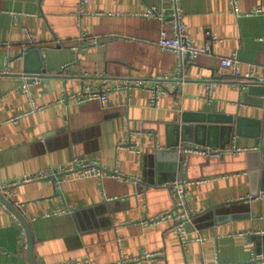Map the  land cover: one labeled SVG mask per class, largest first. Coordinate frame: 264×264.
I'll list each match as a JSON object with an SVG mask.
<instances>
[{
  "label": "crops",
  "instance_id": "crops-1",
  "mask_svg": "<svg viewBox=\"0 0 264 264\" xmlns=\"http://www.w3.org/2000/svg\"><path fill=\"white\" fill-rule=\"evenodd\" d=\"M179 1L199 47L207 29L219 39L184 69V85L153 106L142 87L115 90L105 104L68 97L103 77L174 76L176 55L158 45L172 23L146 16L165 12L170 0H0V184L73 159L103 169L62 177L59 187H14L37 264H264V96L246 101L232 82L209 85L221 58L236 52L243 76L264 75V0H237L238 11L232 0ZM30 37L41 58L33 55L27 70L43 61L46 73L25 94ZM175 145L178 161L168 156ZM186 145L201 151L183 155ZM178 179L191 182V236L203 241L184 244L171 219L144 223L176 210L169 185ZM11 212L0 207V264H30L25 228Z\"/></svg>",
  "mask_w": 264,
  "mask_h": 264
},
{
  "label": "built area",
  "instance_id": "built-area-1",
  "mask_svg": "<svg viewBox=\"0 0 264 264\" xmlns=\"http://www.w3.org/2000/svg\"><path fill=\"white\" fill-rule=\"evenodd\" d=\"M89 0H83V2H88ZM170 6L166 9L165 12H157L155 8H150L146 16L154 17L162 20L163 22H171L173 26V34L168 35L166 31L161 33V38L158 41V45L163 50H169L174 53L177 57L176 64V73L174 76H158L157 78H149L148 80L142 79H125V78H109L103 77L101 78V83L88 84L84 86L83 93L80 95H72L69 96V99H73L78 102L82 101H90V100H99L102 104L108 102L109 95L115 90L120 89H132V87H142L144 89H150L152 92V97L150 99L151 105H157L161 94H166L170 92L172 88L176 86H183L185 83V75L184 69L189 65L195 63L202 53H212L211 48L213 43L217 42L219 39L218 35H215L211 30L207 29L205 31L206 42L203 46H198L196 41L188 35L187 26L182 19V8L179 0H170ZM234 4V8L238 11L237 0H232ZM261 12V10H258ZM81 41L84 40V36H82ZM263 39V38H262ZM88 42V46H93L100 43L99 38H91L88 37L86 40ZM39 41L30 37L27 43L23 46V52L26 53L27 50L32 46L39 45ZM217 73L215 75L214 80H212L209 85H216L220 82H232L235 86H239L242 89L245 88L244 83L259 81L264 83V75L263 76H252L250 74L242 75L240 69V59L239 55L236 52L231 57H223L220 60L219 67L217 69ZM4 75H9L10 70L9 66L6 65L3 70ZM32 80L25 79V82L20 88V92L25 94H30V86ZM33 110H40L37 107H33ZM120 149H129L134 152L136 150L135 146H132L128 143H123L119 146ZM201 151L199 148H186V150L182 151L183 155H186L188 151ZM102 167L99 165L97 160H88V159H73V161L65 166L58 167H50L46 171H40L38 173L30 174L24 176L22 178L14 179L13 181H4L0 184V188L6 192L8 197L13 198V189L14 187L21 184H28L33 181L39 180H51L57 186H60L62 182V177H83L88 175H97L100 176L102 174ZM120 180L123 181H134L133 178H129L123 176L121 174H117ZM191 182L186 181L184 179H178L172 182L169 186L174 192V196L176 198V210L170 211L167 213L160 214L158 216L153 217V219H146L144 223L157 224L162 223L166 220H173L175 223V227L178 233V236L183 243H188L189 241H203V238L193 237L191 234L193 233L191 230V222L192 217L194 215L192 209H190V199L187 192V187ZM19 206V204H17ZM0 207L3 209H8V207L0 202ZM13 217L16 220H19L17 214L11 212ZM22 235L24 238V242L26 243L27 232L22 229ZM160 254H150L146 253L142 256L144 259H153L154 257ZM74 264V263H67Z\"/></svg>",
  "mask_w": 264,
  "mask_h": 264
},
{
  "label": "water",
  "instance_id": "water-1",
  "mask_svg": "<svg viewBox=\"0 0 264 264\" xmlns=\"http://www.w3.org/2000/svg\"><path fill=\"white\" fill-rule=\"evenodd\" d=\"M38 54L40 56V49L38 47L32 46L30 47L26 53L23 54V58L25 59L26 64V72L29 73L28 75L31 76L32 82H35L38 77H42L46 73V69H44L43 61L39 64V66L36 69H28L27 66L30 64V61H32V56ZM245 88L242 89L243 96L245 97V100H251L250 97L254 94H258L261 97L264 96V83H261L259 81H253V82H246L244 83ZM188 146L182 148V150H186ZM179 151L180 147L178 145H175L173 150L170 151L168 156L172 157L174 161L179 160ZM158 156H161V153L158 154ZM0 202L5 204L10 211L17 214L19 219L22 221V224L25 228V231L27 232V248H28V260L30 264H37L36 259L34 257L35 248H34V235L33 231H31L29 223L27 219L25 218L24 214L21 213V211L18 209L17 206H15V202L13 198L8 197L6 192L0 188ZM263 249V248H262ZM261 251H257V254H260Z\"/></svg>",
  "mask_w": 264,
  "mask_h": 264
}]
</instances>
